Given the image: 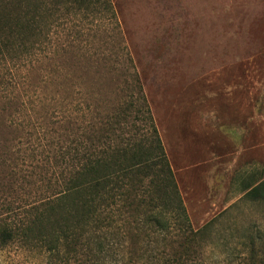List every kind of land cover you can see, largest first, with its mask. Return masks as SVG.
I'll return each instance as SVG.
<instances>
[{"label":"trees","instance_id":"trees-1","mask_svg":"<svg viewBox=\"0 0 264 264\" xmlns=\"http://www.w3.org/2000/svg\"><path fill=\"white\" fill-rule=\"evenodd\" d=\"M116 18L112 0H0V248L202 264L208 226L191 224ZM52 55L68 71L44 100L23 72ZM263 194L264 178L246 196Z\"/></svg>","mask_w":264,"mask_h":264},{"label":"rangeland","instance_id":"rangeland-1","mask_svg":"<svg viewBox=\"0 0 264 264\" xmlns=\"http://www.w3.org/2000/svg\"><path fill=\"white\" fill-rule=\"evenodd\" d=\"M112 2L191 224L208 226L202 264H264V194L246 196L264 178V0ZM52 57L23 72L44 100L68 71ZM47 263L0 248V264Z\"/></svg>","mask_w":264,"mask_h":264}]
</instances>
